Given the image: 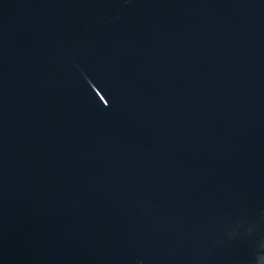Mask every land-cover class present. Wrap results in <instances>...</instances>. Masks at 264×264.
I'll use <instances>...</instances> for the list:
<instances>
[{"label":"water","instance_id":"95a60500","mask_svg":"<svg viewBox=\"0 0 264 264\" xmlns=\"http://www.w3.org/2000/svg\"><path fill=\"white\" fill-rule=\"evenodd\" d=\"M0 264H264V0H0Z\"/></svg>","mask_w":264,"mask_h":264}]
</instances>
